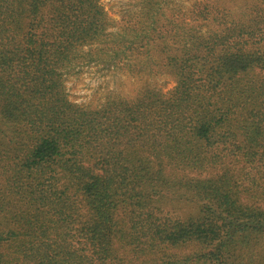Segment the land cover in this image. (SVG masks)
<instances>
[{"label": "trees", "instance_id": "1", "mask_svg": "<svg viewBox=\"0 0 264 264\" xmlns=\"http://www.w3.org/2000/svg\"><path fill=\"white\" fill-rule=\"evenodd\" d=\"M233 1L114 30L101 0H0V264H264V0ZM124 60L175 84L68 99Z\"/></svg>", "mask_w": 264, "mask_h": 264}, {"label": "rangeland", "instance_id": "2", "mask_svg": "<svg viewBox=\"0 0 264 264\" xmlns=\"http://www.w3.org/2000/svg\"><path fill=\"white\" fill-rule=\"evenodd\" d=\"M196 1L199 0H168L166 9L169 11L171 8H179L187 11ZM224 1L231 11L236 12L240 6L233 0H221L223 3ZM101 4L112 21L114 30L127 13L132 14L138 10L137 0H101ZM128 62L124 60L114 65L90 63L69 69L64 75L68 99L87 108H96L111 96L132 99L142 88L164 93L175 84V77L169 72L130 71L126 65ZM181 209H185V206Z\"/></svg>", "mask_w": 264, "mask_h": 264}]
</instances>
